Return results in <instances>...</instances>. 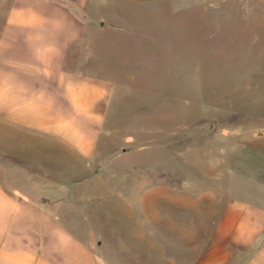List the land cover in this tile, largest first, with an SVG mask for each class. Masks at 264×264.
<instances>
[{
  "label": "crops",
  "instance_id": "obj_1",
  "mask_svg": "<svg viewBox=\"0 0 264 264\" xmlns=\"http://www.w3.org/2000/svg\"><path fill=\"white\" fill-rule=\"evenodd\" d=\"M149 2L0 0V264H140L138 249H128L124 237L147 246L141 254L146 264H264V142L252 174L221 198L217 188L211 192L205 222L197 214L194 220L171 216L186 212L184 206L156 210V180H171V173L156 171L153 158H147L145 172L134 163L138 173L126 179L131 230L115 227L113 259L106 240L88 231L95 226L76 216L83 211L77 200L82 194L74 186L86 179L74 166L83 170L94 157L114 84L94 71L102 66L94 65L101 53L95 39L113 52L124 49L118 46L121 36L137 46L139 31L111 22H128L134 5ZM94 5L100 14L88 20L84 12ZM140 34L141 41L148 36ZM143 149L137 145L134 151ZM185 169L180 163V182L186 181ZM119 187L121 196L129 195L123 183ZM167 191L161 195L177 189ZM156 245L162 252H155ZM168 245L179 251L170 252Z\"/></svg>",
  "mask_w": 264,
  "mask_h": 264
},
{
  "label": "rangeland",
  "instance_id": "obj_2",
  "mask_svg": "<svg viewBox=\"0 0 264 264\" xmlns=\"http://www.w3.org/2000/svg\"><path fill=\"white\" fill-rule=\"evenodd\" d=\"M134 6L128 22L111 23L139 31L137 46L129 43L132 37L121 36L118 46L124 49L113 52L101 37L95 39L101 53L94 65L102 66L94 71L113 81L112 101L94 157L83 170L74 166L75 174L86 179L74 186L82 194L77 200L83 211L76 216L95 226L88 231L106 240L112 259L115 227L131 230L133 202L126 179L138 173L134 163L145 172L147 158H153L156 171L171 173V180H156V210L184 206L186 212L171 216L194 220L197 214L205 222V210L214 203L211 192L217 188L221 198L252 174L264 142V0H150ZM100 11L94 5L84 15L89 20ZM141 30L148 32L144 41ZM137 145L144 147L142 153L134 151ZM246 160L251 167L246 168ZM180 163L186 164L185 182L175 178ZM121 183L128 196L120 195ZM167 188L177 191L162 196ZM124 241L146 264L141 254L147 246L130 244L128 237ZM155 252L162 246L156 245ZM124 258L129 263L130 257Z\"/></svg>",
  "mask_w": 264,
  "mask_h": 264
}]
</instances>
